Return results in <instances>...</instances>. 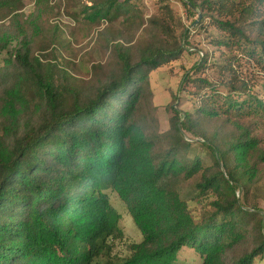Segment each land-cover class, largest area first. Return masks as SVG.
<instances>
[{
  "label": "trees",
  "instance_id": "1",
  "mask_svg": "<svg viewBox=\"0 0 264 264\" xmlns=\"http://www.w3.org/2000/svg\"><path fill=\"white\" fill-rule=\"evenodd\" d=\"M24 1L0 0V264H99L124 235L111 192L143 235L121 264H177L185 248L201 264L263 257L264 195L252 191L264 181V0H180L220 30L223 59L185 72L194 107L173 95L165 131L150 74L182 58L187 32L153 17L136 43L107 40L112 63L84 81L61 66L56 30L14 17ZM83 11L136 31L144 20L136 0Z\"/></svg>",
  "mask_w": 264,
  "mask_h": 264
},
{
  "label": "rangeland",
  "instance_id": "2",
  "mask_svg": "<svg viewBox=\"0 0 264 264\" xmlns=\"http://www.w3.org/2000/svg\"><path fill=\"white\" fill-rule=\"evenodd\" d=\"M144 17L142 27L136 31L135 25L125 22L118 17L114 21H91L83 11L89 0H25L24 7L14 17L22 19L23 25L31 17H37L43 25L45 33L56 30L58 40L56 46L60 56V64L68 68L74 75L84 81H91L94 70L92 66L101 64L104 69L112 63L113 51L107 40L117 36L126 45L134 44L141 39V32L149 27V19L160 17L167 22L177 35L187 32L186 51L181 59L170 62L150 74V84L154 90L153 104L157 106V113L152 125L165 131L169 128V118L172 113L170 104L173 103V95L177 97V105L180 109H192L194 100L185 92L180 91V82L187 70L193 68L195 63L208 54L209 60H222L220 49L214 44V38L221 34L220 30L211 23L207 17L203 23L199 10L187 11L180 0H136ZM27 35H32L31 29H27ZM22 38L15 36L9 50L20 46ZM129 41V42H128ZM7 53H0V66L4 65ZM212 64V63H211ZM244 65L245 63L240 62ZM103 72H105L103 70ZM206 75L216 80L220 75L211 66L206 70ZM191 90H197L193 85ZM262 189L252 191L260 199L264 195V181ZM239 194V193H238ZM262 194V195H261ZM112 204L121 214V226L124 232L122 238L113 241V250L109 257L103 258L99 264H121L129 255V247L132 243L142 240V232L136 226L126 205L111 192ZM263 200V199H262ZM196 208L195 204L193 205ZM264 209V203H262ZM177 264H201L198 256L189 248H185L179 256ZM255 264H264V256L258 258Z\"/></svg>",
  "mask_w": 264,
  "mask_h": 264
}]
</instances>
